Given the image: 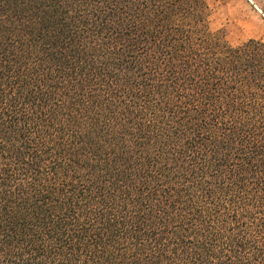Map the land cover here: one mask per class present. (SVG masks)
Here are the masks:
<instances>
[{
  "label": "trees",
  "instance_id": "16d2710c",
  "mask_svg": "<svg viewBox=\"0 0 264 264\" xmlns=\"http://www.w3.org/2000/svg\"><path fill=\"white\" fill-rule=\"evenodd\" d=\"M207 0H0V264H264V42Z\"/></svg>",
  "mask_w": 264,
  "mask_h": 264
},
{
  "label": "rangeland",
  "instance_id": "374dc122",
  "mask_svg": "<svg viewBox=\"0 0 264 264\" xmlns=\"http://www.w3.org/2000/svg\"><path fill=\"white\" fill-rule=\"evenodd\" d=\"M209 25L230 44L249 39L264 42V0H207Z\"/></svg>",
  "mask_w": 264,
  "mask_h": 264
}]
</instances>
